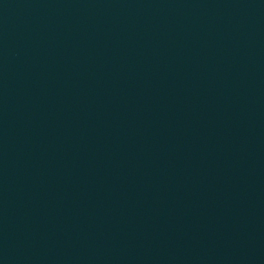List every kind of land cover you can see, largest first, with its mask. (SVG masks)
<instances>
[{"label":"water","instance_id":"water-1","mask_svg":"<svg viewBox=\"0 0 264 264\" xmlns=\"http://www.w3.org/2000/svg\"><path fill=\"white\" fill-rule=\"evenodd\" d=\"M0 264H264V0H0Z\"/></svg>","mask_w":264,"mask_h":264}]
</instances>
